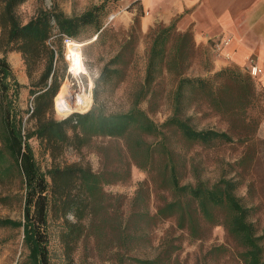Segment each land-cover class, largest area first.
I'll return each mask as SVG.
<instances>
[{"label": "trees", "instance_id": "16d2710c", "mask_svg": "<svg viewBox=\"0 0 264 264\" xmlns=\"http://www.w3.org/2000/svg\"><path fill=\"white\" fill-rule=\"evenodd\" d=\"M26 1L0 0V182L16 176L24 190L22 220H0V227L22 229L23 247L28 252L25 264H50V221H61L60 238L67 250L90 236L92 230L102 227L107 222L108 212L113 213L115 226L121 228L119 208L109 207V195L104 188L123 182L131 165L148 173L155 170L150 183L161 195L155 214L150 215L145 208H135L143 204L148 195L144 190L146 186L149 189L147 183L139 185L126 218L128 223L125 220L132 226L129 239L135 241L134 234L144 224L154 225L164 220H174L176 229L184 232L190 241L204 239L212 226L219 225L240 249L241 264H264V231L259 234L252 221L256 208L246 207L243 199L236 195L238 182L225 178L214 183L202 180L197 166L190 163L191 181L182 183L181 170L187 167V157H174L165 134V130H171V134L188 147L205 149L230 143L233 138L243 140L253 136L257 122L250 111L264 106V95L257 90L251 75L233 68L212 73L210 56L195 44L191 30L179 32L176 21L169 26L156 25L149 33L143 82L129 95L126 110L103 115L93 108L85 114L56 121L51 114V100L58 94L56 63L62 52L55 51L48 41L51 37L59 41L64 36L75 38L83 26L90 24L99 33L102 24L97 14L106 2L78 18L56 9L39 11L23 24L17 9ZM127 45H122L121 52L104 66L100 82L111 84L113 79L118 81L123 75L121 66L117 65ZM8 51L21 55L30 87L36 89L30 91L34 96V107L28 119L33 122L31 131L25 130L22 118L17 117L12 105V97L16 98L21 86L12 78L11 67L4 56ZM202 51L205 76L189 75L191 60ZM38 64L43 66V71L33 83L32 74ZM165 77L173 81L168 97L164 98L170 115L163 124L157 125L149 114L160 107L163 93L160 86ZM8 79L14 82L12 94L6 83ZM142 101L147 102L146 110L138 107ZM199 113L220 118L227 131L197 129L194 121L199 119L196 116ZM93 137L122 142L126 157L113 173H109L107 167L95 172L78 163L51 164L49 169L41 171L28 144V140L35 138L54 159L55 153L66 146L80 150ZM147 138L153 141L148 142ZM155 153L158 157H153ZM245 159L240 158L237 164L242 166ZM110 208L114 210L109 211ZM160 260L157 256L154 260L136 262L160 264Z\"/></svg>", "mask_w": 264, "mask_h": 264}, {"label": "rangeland", "instance_id": "374dc122", "mask_svg": "<svg viewBox=\"0 0 264 264\" xmlns=\"http://www.w3.org/2000/svg\"><path fill=\"white\" fill-rule=\"evenodd\" d=\"M105 2L106 6L97 14L102 24L99 33L95 31L93 24H90L83 26L75 38L64 36L59 41L51 37L48 41V45L55 51L62 52V57L56 63L57 93L60 94L61 89L64 88L67 92L64 97L67 98L69 91L66 89L69 88L74 94H82L87 107L83 113L73 112L64 116L56 114L54 101L56 103L59 97L56 94V97L51 100V114L56 121L85 114L93 108L103 115L126 110L129 95L143 82L146 50L150 44V29H154L156 25L171 24L157 22L143 32L141 17L144 13L138 9V6L135 7L136 16L128 18L127 10L117 0ZM101 4L93 0H27L18 7L17 15L23 24H26L39 11L50 12L54 9L66 16L78 18ZM66 40L80 44L82 73H77L73 77L68 73V66L64 59ZM125 42L128 43L127 48L122 52L117 65L121 66L123 75L118 81L113 79L111 84L100 82L102 69L121 52ZM4 56L11 67L14 82L21 86L16 98L12 97L13 108L17 117L22 118L25 130L31 131L33 122H29L28 119L34 107V96L30 95V91L36 89L30 87L31 82L25 74L21 55L15 51H8ZM203 59V51L195 55V58L191 60L189 75L205 76L202 71ZM42 71L43 66L36 65L32 74L33 83L37 82ZM14 82L11 79L6 81L10 85L9 94H12ZM171 86H173L172 78L165 77L160 86L163 90L160 107L149 114L157 125L163 124L170 115L164 98L168 97ZM260 106L250 111L258 124L253 136L243 140L233 138L230 143H220L210 149L198 146L188 147L177 136L171 134V130H165L166 142L173 151L174 157H187V167L181 170L182 183L191 181L190 163L197 166L202 180L210 183L221 178L237 181L236 195L243 199L246 207L256 208L252 221L255 222L259 234L264 231V106ZM68 107L70 108V105ZM138 107L146 110L147 102L142 101ZM196 116L199 117L194 121L197 129L227 131L225 123L216 116H201V113ZM147 141L153 140L147 138ZM121 143L113 139L93 137L89 144L80 150L66 146L55 153V158L52 159L38 140L35 138L28 140L35 162L41 171L49 169L51 164L63 166L78 163L89 166L95 172L107 167L109 173H113L114 169L120 166V161H124L126 157ZM153 157L158 156L155 153ZM243 157L247 159L242 166H239L237 162ZM129 168L128 177L123 182L104 188L109 195V207L119 208L118 217L121 228L115 226L114 215L108 212L107 222L102 227L92 230L90 236L80 239L72 249L67 250L60 238L63 231L61 221H50L48 227L50 264H139L136 260H154L157 256L161 257L160 264H241L238 258L240 249L219 225L212 226L204 239L190 241L184 232L176 229L174 220H164L154 225L144 224L137 234H134L137 239L135 241L129 239L128 235H131L132 226H128L127 217L131 212V201L139 185L143 182L147 183L149 189L146 186L144 190L148 195L145 196V202L139 207L135 205V208H145L150 215L155 214L156 207L160 203L158 196L161 195V192L156 193V189L150 183V178L156 175L155 170L148 173L134 165ZM23 201L24 190L19 178L16 176L4 178L0 182V220L21 221ZM113 210L110 208L109 211ZM22 239V229L11 226L0 227V264H25L28 252L23 247Z\"/></svg>", "mask_w": 264, "mask_h": 264}, {"label": "crops", "instance_id": "0c3cea01", "mask_svg": "<svg viewBox=\"0 0 264 264\" xmlns=\"http://www.w3.org/2000/svg\"><path fill=\"white\" fill-rule=\"evenodd\" d=\"M117 1L128 18L136 16L139 7L143 32L154 23L173 21L179 32L191 30L195 44L210 55L212 72L233 68L251 74L255 68L251 77L264 95V0Z\"/></svg>", "mask_w": 264, "mask_h": 264}, {"label": "bare ground", "instance_id": "6f19581e", "mask_svg": "<svg viewBox=\"0 0 264 264\" xmlns=\"http://www.w3.org/2000/svg\"><path fill=\"white\" fill-rule=\"evenodd\" d=\"M79 45L80 44H77L73 41H67L65 44L64 59L68 66V73L72 77L77 73H82ZM66 90L69 91V97H64L66 91L64 90V88H62L60 94H58L59 97L57 98L56 103L54 101V110L56 114L64 116L73 112L83 113L84 111H86L87 107L85 106L86 103L83 95L79 93L74 94V92L70 91L69 88ZM69 105L70 108L68 107Z\"/></svg>", "mask_w": 264, "mask_h": 264}, {"label": "built area", "instance_id": "2783aa9c", "mask_svg": "<svg viewBox=\"0 0 264 264\" xmlns=\"http://www.w3.org/2000/svg\"><path fill=\"white\" fill-rule=\"evenodd\" d=\"M67 41H70V40H66V42H67ZM250 73H251V74H250L251 76H255V74H256L255 68H254V69L252 68V70H251Z\"/></svg>", "mask_w": 264, "mask_h": 264}]
</instances>
